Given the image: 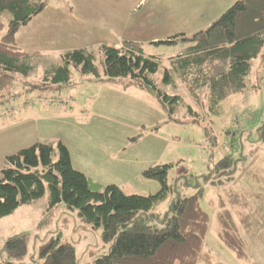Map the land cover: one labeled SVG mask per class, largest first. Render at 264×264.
Wrapping results in <instances>:
<instances>
[{"label":"rangeland","instance_id":"1","mask_svg":"<svg viewBox=\"0 0 264 264\" xmlns=\"http://www.w3.org/2000/svg\"><path fill=\"white\" fill-rule=\"evenodd\" d=\"M142 2L46 0L41 12L19 25L14 42L32 57L34 69L28 75H18L11 95L0 99V170L7 155L36 142L55 146L60 141L68 149L73 168L91 180L92 190L112 184L128 195L156 193L160 183L144 176L143 171L171 163L168 183L191 195L196 191V179L201 181L213 163L230 155L238 161L232 177L221 179L219 185L206 184L199 199L210 222L195 264H264V140L258 136L264 123V62L258 58L251 63L247 81L257 84L256 90L249 88L226 97L216 113L205 102L197 104L178 77L173 80L175 88L162 80L170 66L167 58L189 43L165 45L160 41L178 33L190 38L199 29L208 28L234 0H225L220 13L205 15L196 30L188 23L183 25V5L191 0H174L176 23L167 26L176 31L136 40L146 55L160 57V65L151 75L155 84L168 95L182 97L183 104L198 113L197 118L182 104L169 115L155 95L129 77L110 81L102 75L97 79L72 64L67 83L41 85L45 69L62 64L64 54L77 48L94 55V64L102 74V47L121 44L144 23L139 12L146 6ZM8 17L9 13H4L0 36L8 27ZM48 196L46 186L42 197L0 217V261L7 258L3 250L7 238L17 233L26 238L27 254L21 261L27 264L31 263L29 255L35 257L31 253H37L41 244L56 238L74 248L79 264H93L108 252L110 242L103 239L101 227L93 228L63 202L49 206ZM171 197L169 194L156 204L154 211L163 214ZM220 202L223 205L219 207ZM221 209L228 210L237 226L244 258L220 240L216 216Z\"/></svg>","mask_w":264,"mask_h":264},{"label":"trees","instance_id":"2","mask_svg":"<svg viewBox=\"0 0 264 264\" xmlns=\"http://www.w3.org/2000/svg\"><path fill=\"white\" fill-rule=\"evenodd\" d=\"M45 1L0 0V31L4 28L3 15L9 13L8 27L0 36L1 100L11 95L18 75H28L34 69L32 57L16 46L14 34L19 25L41 12ZM179 41L189 44L167 58L170 66L163 72V82L173 83L174 77H178L197 104L203 106L205 102L216 113L218 104L226 97L257 88L247 78L253 60L261 58L264 62V0H234L208 28L193 33L190 38L183 33L168 36L160 43ZM102 54L103 72L99 74L90 51L77 48L66 52L62 64L45 69L41 85L67 83L72 64L97 79L104 76L112 81L129 77L143 88L151 86L169 115L182 104L190 116L198 117L190 105L183 104L182 97L168 95L155 84L151 75L160 65V57L146 55L141 42L124 39L119 46H103ZM172 85L175 88L176 84ZM258 136L264 140V123L258 128ZM172 165L164 163L143 171L144 176L160 183L156 193L128 195L112 184L92 190L91 180L73 168L64 144L36 142L5 157L0 170V217L42 197L47 186L49 206L65 203L93 228L101 227L103 239L110 242L108 252L98 256L93 264H195L210 222L199 205L200 196L206 184L219 185L221 179H230L238 161L230 155L221 157L202 175L201 181L196 179L193 186L196 191L191 195L182 194L176 185L168 183L167 172ZM188 185L186 182L185 186ZM169 194L172 200L166 211L156 213V204ZM222 205L220 202L219 207ZM216 218L221 227L220 240L244 258L243 242L228 210L221 209ZM243 220L248 221L246 217ZM3 250L7 251V258L0 264H27L21 261L27 254L25 235L9 236ZM31 254L36 256L29 255L30 264H79L74 248L60 244L59 238L41 244L38 252Z\"/></svg>","mask_w":264,"mask_h":264},{"label":"crops","instance_id":"3","mask_svg":"<svg viewBox=\"0 0 264 264\" xmlns=\"http://www.w3.org/2000/svg\"><path fill=\"white\" fill-rule=\"evenodd\" d=\"M174 0H143V8H139L141 13H143L142 21L144 25L141 24L137 29L134 28L133 35H130V38L127 40H140L145 37H154L157 34H167L172 33L175 28L172 29L171 26H167L169 22L176 23L177 16L174 14L176 12V6L172 5ZM182 0H177L180 3ZM222 1V2H221ZM191 0V3H187V6H184V15L187 17V20H183V25L191 26V29H199L196 27V24L201 23L205 15L218 14L225 6V0ZM166 19H169L166 22ZM194 23V26H192ZM189 28V27H188ZM200 30V29H199ZM119 46V44H116Z\"/></svg>","mask_w":264,"mask_h":264},{"label":"water","instance_id":"4","mask_svg":"<svg viewBox=\"0 0 264 264\" xmlns=\"http://www.w3.org/2000/svg\"><path fill=\"white\" fill-rule=\"evenodd\" d=\"M146 88L149 90V92L151 93V95H155L156 91L151 87V86H146Z\"/></svg>","mask_w":264,"mask_h":264}]
</instances>
